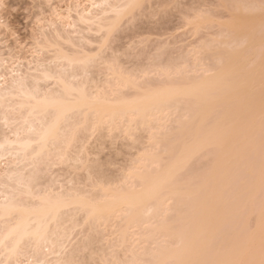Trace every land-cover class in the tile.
<instances>
[{
  "label": "bare ground",
  "instance_id": "6f19581e",
  "mask_svg": "<svg viewBox=\"0 0 264 264\" xmlns=\"http://www.w3.org/2000/svg\"><path fill=\"white\" fill-rule=\"evenodd\" d=\"M143 2H144V0H143ZM138 3H141V0H72V2L70 3V6H67L68 7L67 15L65 14L63 16L61 13H59V12L55 13L54 11L52 14H50V15H53V17L49 16V18L50 17L51 18L49 19L48 23L50 25H52L51 28H53V30L52 29L51 30L53 33L49 31L50 36H48L49 33L47 32L48 34H46V31H45L44 34H46L48 37L55 36L53 38V40H55V41H53L52 38H48L47 36H45V37L42 36V41L39 40L40 38H38L39 41H36L37 42V47H36L37 49L35 48L38 51H36V50L35 51L38 52L37 53L38 55L40 54L39 51L41 52V54L44 51L42 54L43 56L40 54V59L37 58L38 55H37V57L34 56L35 58L32 57L33 60L32 61L29 60L31 62L27 63L26 70L25 69L21 70L20 66H19V68H16V71H14V73H13V68L9 69V67L6 65V63L8 62L6 60L7 57L5 59L3 57V55L0 53V160H1V162H3V164L0 162L1 163L0 164L1 165L0 166V264H70L69 262L71 261V257H72L71 254H73L74 250L78 251V245L77 246L73 245V242H71V239H73V238H71L72 237L71 234L76 232V231L74 232L73 229H74L75 225L78 227L80 225V228H81L82 227L81 224H83V222H86L89 220L95 221V222L92 221L93 224L97 222V224L99 223L100 226L104 225L103 226L104 228H101V229L105 230V228H107V231H108V229L110 230V227L113 228L114 230L111 229L110 231H112V230H113L112 232L116 231V234L118 233L117 234L118 236L116 234L114 235V233H112V232L110 233V231H108V233L111 234L110 238H112V237L114 238V236H116L115 238L117 239V242L113 241L112 245H115V243H116L117 247H119V245L121 244V245H123L122 248L123 247L125 248L123 250L126 251L127 256L125 255L126 258H123V256H120V257H122V260H119L118 262L116 261L115 257H114L115 261H114L113 257H111L112 261L110 262V260H108L109 261L108 262V261L104 260L105 259L104 256L99 255L100 259L102 257V259L105 262H107V263L103 262L104 264H150V262H151V264H162V263L167 264L165 262H168V264H169L172 262L171 259H173V264H195V262H198V264H214V261L216 264H228V262H230L231 260H233V259H234V261L239 260V258L237 259V257H242V256H243L242 258H244L243 260H245V259L247 260V258L255 259L257 256L260 258L259 252L261 250V247H259L260 246L259 244H261L260 239H261L262 230L264 229V227H263L264 224L262 225L261 223H259V221H257L255 223V229H253V230H255L256 234L255 233L253 235L251 234L254 232L253 230L249 231L251 233L247 232L248 233L247 235H251L250 239L248 238V240H250V241L247 240L248 236L247 237H244L246 235L241 236V235H243L241 233V235L239 234V236H238V234H236L238 237L235 235V237H237V238H234V235H233L234 239L231 240L232 243L230 241V238L232 239V235L229 233L228 234L223 233V232H227L228 229H225V228H228V227L230 228V226H227V227L223 226V228H224L223 229L222 224H220L221 226L219 225L218 229H220V228H222V229L219 232L216 228L218 225L217 222H219V223L223 222L219 218L222 217L223 220L226 218V217H223L221 215L223 208H221L222 207L221 204L217 201V193H218V191L221 192V189L227 190L228 187H229L228 189H233L232 186H230V184H232V182L230 180L234 177V174H236V172H234V171L235 170L238 171L240 169V168H238V166H240L242 164V162L245 163V161H247V162L249 161L248 159H246V157L250 158V161H251V157H248L247 155H250L249 152L251 150H254V148H256V146H254L255 145L254 144L255 138L257 136L256 134H258L262 130V125L259 122H257V119L264 117V108H263V110H261L259 112V110L257 111L256 107H257L258 103H260V100L262 99L261 91L264 88V35L259 36L256 39H251L249 34L248 35L247 34L242 35L247 40L248 45H252V44L257 45L258 44V45L262 46V52L258 55V57L256 59L252 60V59H250L251 57L248 58V55L246 56L245 51H244L245 47L243 49L242 47L237 48L238 47L237 45H235L236 47L233 45L232 48L228 47L229 49H226V52L228 54L227 58L225 59L226 61H224V63L222 62L220 64V67L218 66L219 68H217V66L215 68H213L215 70L214 72L210 70L211 71L210 73H205L206 71L203 70L202 72H204V73H200L203 76L200 75V77H197L198 78L197 81H194L196 79V77L193 78L194 80L192 79L193 81L185 79V80H188L189 82L183 81L179 77H176V78H179L180 80H182L180 82L181 84L180 83L178 84L179 80L177 82L174 80V77H173V82L175 81L177 84L176 83L172 84L173 83L172 80L170 83L169 79L172 78L173 74L171 76L169 75L170 78L165 77V76H167V74H165V76H164L165 78L163 79L164 81L162 80L160 82H167L168 81L169 83L168 82H167V84L162 83L163 85H161L160 82H159V84H157L155 82V84L159 85V86H155L152 83L154 85V87H153V85L151 83L149 84V83L145 82L146 84L151 85L152 88H151V86L144 87L146 84H144V86L141 85V87L139 88L138 87L139 81H137L138 83H136V80H137L136 76H135L136 80L134 81L133 80L134 77H131V74H129L130 76L122 75L121 74L122 72L119 73L121 75H119L118 73L112 74L111 72H115L116 71L115 69L118 66L117 67L115 66L116 67L114 69L115 71H113L110 68L112 66L108 65V67H106L107 65L105 64L106 69L108 68L106 74L111 71L110 72L111 77L109 75L111 83H109L110 81H108V82H106L107 84H109L108 87L107 86L101 87L102 89H105V87H107L105 89V91H102V89L97 88L101 91L95 90V92H93L94 89L92 90L90 86L89 87L87 86V89L90 88L92 90L91 94H89L90 89H88L89 92L87 90V92H88L87 93L86 90L84 89L86 87V84H87L86 83L87 77L84 76L85 79L83 78V80H84L83 81L82 80L83 75H82L81 79L79 76L81 75L82 72L84 74L85 71L86 72H87V70L89 71L88 67H86V70H84L85 65L88 66L91 63L93 64V62L96 61L97 58H94L95 60L92 61L93 55L91 56L92 53L90 54V52L86 50L87 48L85 50L88 53L84 52L82 54V52L84 50V48H83L82 52H80V54H79V55L82 54L81 56H78V54H77V56L73 55L74 53H72V52H77V51H70V50L66 51V50H68V48L69 49L71 48V50H72L74 47L73 46V44H74L73 39L75 36L74 33L81 36V34H79V32H82V31H79V30H83V32L85 30L86 32L89 33L90 31H93V29H95L94 31L97 30V33H99L100 31L103 32V33L100 32L99 33L100 35L97 36L98 34L93 31V33H95L97 36V38L94 40H97L99 37L100 41H101L102 39H104V38L101 39V37H103L106 32H107L106 34L108 35V34H110L109 31L112 32L113 30H116L115 27L117 26L116 24L119 23V21H117V20H119V18H121V17L123 18L124 15L128 18V16H127L128 12L130 13V11H132L135 6L136 7L142 6V3L139 6H138ZM136 7H135V9H136ZM71 13H73L74 16ZM131 14L129 15V17L131 16ZM235 17H237V19L232 21V18L234 19ZM240 17L241 16H239V18H238V16H232V18H230L228 20V21H230L229 24H227L228 21L226 22L225 25L222 24L223 26L226 27V25H227V27H228V29H225V31L228 32L229 28H231V27H232L231 28L232 30L233 29L235 30V28H236V31H239L242 33L245 30H247L248 28L250 30L255 29V26H254V25H256L255 18H253V17H251V18L250 17L249 18H243V17L240 18ZM122 18L120 19V21L125 20ZM203 19L206 20L205 17ZM258 22L259 23H257V25H259L260 23L264 24L263 22H261V20H259ZM56 24H57V26H56ZM194 24H196V23H194ZM58 25H60V27ZM197 25H199V23ZM232 25H234V26H232ZM252 26H254V28ZM65 27H67L68 30L70 28H72V29H70L71 31L70 30L68 31L67 28L65 29ZM78 27H82V29L79 28V30H78ZM117 27L120 28V26H117ZM233 27H235V28H233ZM230 31L231 30H229V32ZM65 32L68 34H62ZM114 32H116V31H114ZM71 33L74 34V36ZM112 34H114V33L112 32ZM69 35L72 37H70ZM90 36H92V35L90 34L89 37ZM46 37L48 38L49 41L46 39ZM106 37H108V36H106ZM43 39H44V42H43ZM81 39H79V41L80 40L83 41L84 38H81ZM56 40L59 41L60 45L57 44ZM60 40H61V42H60ZM74 40H76V39H74ZM77 40H78V38H77ZM84 40H88V39H84ZM219 40H217L219 44H221L220 42H222L224 44L226 43L225 45L227 46V44L230 42V40L233 41L235 39H229V42H228V39H226L227 41L225 39H221V41H219ZM105 41H108V39ZM78 43L79 42H77V44ZM88 43H89V45L91 44L89 40H88L87 44ZM61 44L65 45L64 47L66 50L62 47L63 45H61ZM84 44H86V41ZM54 45H57V47H55L56 52L53 51L54 49L50 48V46H52V48H53ZM74 45H76V44H74ZM255 45H252V46H255ZM58 46H61L63 49L60 47L58 49ZM68 46H70V47H68ZM47 47H48L49 51H53V53L47 51L48 53H51V55L50 54L45 55V56H47V55L51 56L50 59L49 58L48 59L49 60L52 59L51 63L54 62V63H52V66L50 65V61L47 60L48 61V63H47L45 60L48 56L44 57V53H46L45 50L47 49ZM78 47H79V45H78ZM100 47L98 46L97 49H100ZM203 47H201V49ZM233 47H235V48H233ZM89 50H90V48H89ZM198 51H200V49ZM198 51H196V52H198ZM210 51H213V49L209 50V52ZM93 52H94V50H93ZM200 52L202 53V50ZM77 53H79V51ZM103 53H105V50ZM103 53H102V55H103ZM52 54H53V56H52ZM210 54H214V52H210ZM192 55H193V53H192ZM217 55H218V53H217ZM217 55L215 54L216 57H218ZM95 56L96 55H94V57ZM197 56L198 55L196 53V57ZM210 56L213 57V55H210ZM8 58L10 59V56ZM41 59L42 60L44 59L45 64L47 63L50 66H48L47 64H46V66H45V64H42V62H44V61H40ZM114 59L112 57L111 60L113 61ZM248 59H250L251 61ZM102 60L105 61V58ZM198 60H199V58H198ZM55 61H57L59 64H55V63H57ZM89 61H91V62H89ZM79 62H81V63L83 62V64H81V63L79 64ZM97 62H99V61H97ZM30 63H32V66L30 65ZM76 63L79 64L77 67L80 66L81 67L80 70L83 69L84 71L83 70H82V72L80 70L76 71V69H75L76 66H73V65H77ZM92 64L90 66H92ZM81 65H84L83 66L84 68ZM169 66H173V65H169ZM195 66H196V64H195ZM52 67H54V68H52ZM120 67L122 68V66H120ZM200 67L202 69V66H200ZM112 68H114V67H112ZM157 68H158V66H157ZM172 68H171V70H172ZM182 69H183L182 73H180V72H178V73H179V75L183 74L182 76H184L183 71H185V70H184V68H182ZM19 70H21V71H19ZM108 70H110V71H108ZM121 70L124 71L123 68ZM206 70H209V69H206ZM74 71L81 72V73L77 74L75 72L76 73L75 74ZM141 71H143V70H141ZM141 71H139V72H141ZM35 72H38V73H35ZM93 73H95V72H93ZM130 73H131V71H130ZM161 73H162V71H161ZM161 73H158V74H161ZM124 74H126V73H124ZM134 74L138 75V74H136V72H134ZM205 74H207V75H205ZM77 75H78V78L80 80L78 78H76ZM84 75H86V74H84ZM113 75H115V76H113ZM143 75H145V74L143 73ZM187 75L184 76L183 78H187ZM98 76H96V77L98 78ZM192 76H194V75H192ZM150 77H152V76H150ZM154 78H157V77H153V79ZM159 78H157V79H159ZM167 78H168V80H165ZM101 79L102 78H100V80ZM106 79L108 80L109 78L107 77ZM113 79H114V81H112ZM107 80H105V78H104V81H107ZM144 80H146V78ZM152 80H150V81H152ZM49 81L52 82L53 86L48 87L46 85L47 82H49ZM50 82L48 83V85H50ZM184 82H186V83H184ZM182 83H184V84H182ZM92 85L97 87V84L96 85L92 84ZM94 86L92 88H94ZM142 87H144V88H142ZM123 88H128L129 90L131 88V91L134 90V92H132L134 94L133 97L131 96L132 98H130V99H129V97L126 98V96L124 95L125 90ZM120 89H123V90H120ZM131 91H129V93ZM121 92H123V96H122ZM129 95H131V94H129ZM181 99H182V102H183V99L185 100L183 103H185L186 100L188 101V103L186 102V104L183 105V103L181 102L182 103L181 104L180 103ZM233 101H236V103L234 106H231L230 104ZM177 103L178 104L180 103L182 105V107L183 106L187 107V108L183 107L184 109L181 108L182 111L185 110V112L181 111L182 115H185V116L187 114H190V115H188L189 116L188 118H186L185 116H184V118L180 117L181 119L183 118L182 120H179V118H177L175 129H177L178 131L173 132V134L175 133L177 135L176 137L173 136V140H175L177 138L176 139L177 141L176 142L173 141V143L175 142L174 143L175 145L173 144V146H172V148H174L175 150L171 149L173 152L168 153V151H170L169 149L171 148V146L168 147V145H170V143H171L170 141H172L169 139V137H171V135L169 136L167 134V131L165 133L164 128H163V131L162 130L160 131L159 128H162L164 126V124L162 123L163 120L161 121V124H158L159 123L158 121H160L161 119H166L164 117L167 115L169 117L171 114H173L172 112H174L176 110L174 106ZM188 104L192 105L195 108H193L192 106L190 108H188L189 107ZM172 109H173V111H172ZM186 111L188 113H186ZM175 112L180 113V111H175ZM214 113H215V115H214ZM179 115H181V114H179ZM158 116H159V118L157 119ZM209 116L211 117V119H209ZM213 116H214V120H215V116L217 117L215 122H213L214 121L212 118ZM152 118H155V119H152ZM119 120L121 123V124L119 123L120 125H122L123 121H124L123 123L126 124V126H125V124H123L124 127H122V128L127 127L124 129L125 131L122 132L123 135L125 132H127V130L131 131V127L138 130L137 127H139V125L140 126L143 125L142 127H139L140 130H141V128H144V126H145L144 130L146 132H148L149 128L150 127L152 128V126L158 128L157 133H156V131H153L154 133H156V135H152L154 133H150V131L147 133V135L151 134L150 135L151 137L148 136V140L149 139L153 140L155 144H156V142L158 144L159 142L161 143L160 140H163L162 138L164 136H169V137H167L168 140L165 141V139H164L162 141V144H164V143L167 144V145H163L165 147V149H166V147L168 149V151L165 150L166 152H164V153H168L169 155L164 154L162 152L163 150L161 151L162 155H161V152H160V154L158 153L159 151H157V153H155L156 152L155 149H152L155 151L152 153H151V151H148L150 153H148L146 151L147 153L145 152V155H143V157L145 159H148V160H146L147 161L146 165L143 164L144 159L140 155L142 157V159H141V157H139L138 166L141 163H142L141 164L142 166L140 165L139 169L137 168V166H135L136 169L134 168L133 171L130 170L129 174H127L125 172L128 175V178L134 179L133 180L134 184L131 185L132 180H130L131 182L129 183V185H128V183L127 184L124 183L125 180L124 181L122 180L121 181L122 184L120 183V185H119L120 187L117 186L118 187L117 188L115 186L116 187L115 188L113 186L114 189H112V187L109 185L108 186L106 185L107 187L106 186L103 187V185L100 186V183L98 184L99 186L96 184L97 187L95 186V184H92L91 186L94 185L97 189L99 187L100 188L98 190L96 189L97 190L96 191L95 189H92L94 187H91L90 191L93 190L91 192L88 191L89 189H87V190L83 189V187L76 188V186H80L78 184L75 185V189H70L71 187H74V185L69 187V189H68V187L65 189V188H62L60 186H59L60 189H56V188L54 189L52 187L55 184L51 187V186H48V184H47V186H45V184H46L45 182H44L45 183L44 185H43L42 181L39 182L41 176L39 177V175H38L39 170L37 169L38 168L37 165L42 164L43 162H44L43 163L44 166L48 164V167H49V166H52L53 163L56 164L58 160L59 161L62 160L61 162L64 164V162L70 163V161L72 159V161L74 160V162H72V163H75V166H77L76 164H78V166L75 167V168H77L78 171H80L79 170L80 168H81V170L83 168L86 169L85 166L88 163H85V164L83 163L84 149L86 148L85 147L86 144H84V142H86V140H87L86 133L89 131V127L93 128V132L91 131L92 133L98 132V131H95V129H97L98 127H99V129H97V130H100V128H101V131H103L102 126L107 127V128L103 127L104 130L108 129L112 133L113 131H115L113 129L119 130L118 129L120 126V125L118 126ZM155 120L158 122V123H156V126L153 125V124H155L154 122H156ZM178 120H179V122L177 123ZM207 120L208 121L213 120L211 122L212 124L210 122H208ZM151 122H152V125H151ZM180 122H182V123H180ZM136 123L139 125L136 126L135 125ZM205 124H208V125H205ZM116 126H118V127H116ZM176 127H179V128H176ZM146 129H148V131ZM144 130L142 129V131H144ZM181 132H182V135H181ZM108 133H110V132L108 131ZM119 133H120V131H119ZM160 133H163V134H160ZM184 133L185 134L187 133L189 136H187V134L185 136ZM99 134H102V133H99ZM127 134H128V132H127ZM165 134H167V135H165ZM170 134H172V133H170ZM179 134H180V136H179ZM85 135H86V137H85ZM112 135H113V133H112ZM130 135H132V131H131ZM161 135H162V137H161ZM155 136L158 138V139H156V142L154 140ZM183 136H184V139L181 138ZM127 137H129V136H127ZM159 137H161V138H159ZM132 138H134V137H132ZM179 138H181V139L179 140ZM178 141H180L179 143H182V145H180V144L177 145ZM168 142H170V143H168ZM147 143L149 144V142H147ZM154 143H150V144H152L151 146H153ZM157 146L158 145H156V147ZM211 146L215 148V149L214 148L213 149L216 150L219 155L217 153H214L216 151L211 149ZM154 147H155V145H154ZM178 147H179V149H178ZM203 147H206V148H203ZM208 147L210 148V151H209ZM250 147L251 148L254 147V148L251 149ZM202 148L205 150H203ZM217 148L219 149V151L217 150ZM176 149L178 152L176 151ZM200 149H202L203 151L202 150L200 151ZM206 149H207V152H209V154L215 155L214 158L217 156L216 159H214L215 160L214 162H213V157L211 160L213 162L211 164H213V165L215 164V166L213 167V165H211V167H209V169H211V170L210 171L207 170L208 172L206 171L207 173H204L205 176L202 174L204 177H200V176L197 177V175H194V176L193 175H187L188 176V178H187L186 175L183 176L184 175L183 172L186 171L185 167L188 164L187 161L189 160V162H190L192 159L199 158L200 156H202L201 154H203L201 152H206ZM73 151H75V152H73ZM196 152L198 155L195 154ZM199 152H200V154H199ZM71 153H73L74 157H72ZM74 153H76V154H74ZM244 154H245V157H244ZM251 155H252V152H251ZM161 156L163 159L164 158H166V159L163 160L161 158ZM54 159H56V160L58 159V160L57 161L55 160L54 162H52ZM140 160H142V161H140ZM260 160H261V158L259 159V161ZM240 161H241V164H239ZM61 162H58V163H61ZM68 163H66V164H68ZM185 163H187V164H185ZM236 163H238L239 165H237ZM150 165H151V167H150L151 169L148 168ZM260 165H261V163H260ZM260 165L258 167L259 170L261 169ZM69 166H72V165H69ZM90 166H91V164H90ZM130 166L133 167L134 165L133 166L130 165ZM234 166H236L235 168H237V169H235ZM94 167H95V165H94ZM46 168H47V166H46ZM71 168H73V167H71ZM75 168H73V169H75ZM141 168L144 170H142ZM147 168L149 169V171ZM96 170H98V168ZM44 171H46V170H44ZM82 171H83V173L84 172L87 173V171H85V170H82ZM178 171L182 175H180V173H178ZM39 172H41V171H39ZM46 172H48V171H46ZM233 172H234V174H233ZM42 173H43V171H42ZM95 173L98 175L97 172H95ZM78 174H79V172H78ZM81 174H82V172H81ZM260 174H261V170L257 171V174H255L254 176L252 175L254 177V180H252L250 178V181L249 182L247 181L246 186H248L250 183L251 187L249 185L247 188L243 187V186H242L243 188L242 187L241 188L242 189H254L256 187L258 188V186H260L262 184V181H263L262 175H260ZM55 175H56V173H55ZM87 175H89V174H87ZM179 175H180V177H179ZM125 176H124V178H125ZM190 176H193V178H195V179H192V177H191L192 180H190L189 179ZM256 177H258V178H256ZM44 178H45V176H44ZM101 178L103 179V177H100V179ZM182 178H184V179L187 178L189 180L185 179L186 180V182H185V180H183ZM203 178L205 179L204 180L205 183H203L204 181L202 182ZM229 178H231V179H229ZM80 179L81 178H79V180ZM90 179H92V178H90ZM228 179H229V181H228ZM45 180H46V178H45ZM53 180H55V179H53ZM88 181H89V179H88ZM101 181L102 180H99V182H101ZM187 181L188 182L190 181V183L192 185H194L195 183H198V182H201V183L195 184V186L192 187V185L188 184ZM252 181H254V182L252 183ZM260 181H261V183H258ZM125 182H129V181L126 180ZM255 182H257V183H255ZM92 183H95V182L93 181ZM180 183H181V186H178V185H180ZM61 184H62V181H61ZM79 184H81V182ZM227 184H229V185H227ZM186 185H187L188 189H187V187H185ZM189 185H191L192 189H189L190 188ZM226 185H227V187H226ZM240 185H242V184H240ZM256 185H258V186H256ZM244 186H245V184H244ZM253 186H254V188H253ZM233 187H235V186H233ZM236 189H238V188H236ZM87 191L90 192L91 195ZM92 192H93V194H92ZM175 197L180 199V200L183 199V201L185 200L184 204H182L183 201L180 204L181 201L178 199L177 200L179 201V203L177 202V200H175L174 202H177L178 206L180 204L181 208L185 205L184 208H182V209H186V207H187L186 205H189L188 208H190V210H188V214L190 213V215L186 214L187 209L184 212L183 210H181L179 208L180 206L178 207L179 208V210H178L176 207L177 204L176 205L174 204V206H175L174 209L172 208V206H173L172 203L174 200V199L172 200V198H175ZM185 198H187V199H185ZM188 198H192L193 202L191 201L192 202L191 203L190 199H188ZM168 199H170V200H168ZM171 200H172V202H169ZM185 202H187V203H185ZM250 207H249V209H250ZM169 209H171V210H169ZM172 209H173V211H172ZM175 209H177V211H179V213H181V215L178 213V216H175V215H177V214H175V213H177ZM166 210L172 211V212H168ZM219 211H220V213H218ZM251 211L250 212L253 214L252 208H251ZM250 212H249V214H250ZM167 213H169V215ZM173 213L175 215H173ZM182 213H185L184 214L185 218H183L184 216ZM252 214H250V215H252ZM165 215L168 216V219L166 218V220L164 219ZM170 215L172 217L171 219H173L172 220L173 222L171 221V223H169L170 222L169 221ZM187 215H188V217L186 220ZM258 215L260 216L259 213H256L254 216L257 217ZM216 216L219 217V218L217 217L219 221L217 220V218H215ZM232 216H234V215H232ZM232 216L228 217V218H230V221L235 219V217L233 218ZM161 217L165 221L162 220ZM177 217H179V218H177ZM213 217L216 219L215 221L212 220ZM182 218L186 220V221L185 220L184 221L187 224H185L183 221L182 222L183 225H182V223H181V221L183 220ZM178 219H179V221L181 220L180 223L182 226L181 225L177 226ZM175 220H177V221H175ZM225 220H226L227 224H228V222H230L229 219H228V221H227V219H225ZM166 221H168V222H166ZM174 221H175V223H174ZM121 223L122 224L124 223L123 226H121L122 225ZM212 223H213V225H215L216 228L212 225ZM230 223H229V225H230ZM257 223H258V225H257ZM85 224L90 225V223H88V222ZM210 224H211V227H210ZM171 225H173L174 227ZM184 225L187 226L186 227L187 229L184 227ZM261 225H262V227H261ZM100 226H98V227H100ZM118 226H121V227L119 228ZM175 226H177V227H175ZM212 226H213V229L215 231V234L221 233V235H219V234L215 235L214 233L212 234V232L210 230L212 228ZM98 227H97V229L99 230ZM116 227H117V229H116ZM256 227L260 228V229L263 228V229L261 231H259L260 229L256 230L257 229ZM71 229L73 230V232ZM130 229H132V231ZM89 230L90 229H88V231ZM104 230H101V231L103 232ZM91 231H92V229H91ZM94 231H95V233H97L96 230H94ZM152 231H154V233ZM155 231H156V234H157V232H160L159 233L160 235L163 234L164 238L166 236H168V238L171 237L170 240L173 239L172 238L173 236L174 237L177 236L173 241V243H175L176 246L173 244V246H175V247L170 246L171 250L169 249V251H168L169 245L167 248L166 244L167 243L172 244L171 243L172 241L169 242L170 240H168V238L167 239L165 238L166 243L163 244L160 242V240H162L163 238L161 239L160 235L158 236V234H157V236L160 238V239L157 238L159 241L158 243H161V244H157L155 242V240L157 241L156 237H153L155 234ZM82 232L85 233L84 230ZM89 233H90V231H89ZM101 233H100V235L102 237ZM92 234H93V232H92ZM103 234H105V233H103ZM110 234H108V235H110ZM172 234H174V235H172ZM225 234L228 235V237ZM163 235H161V236L163 237ZM90 236L87 235V237H89V238H90ZM210 236H211V240H209V242H207V240L210 238ZM215 236L220 237V239H219L220 241L218 240V243L215 244L214 242H212L214 244H211L210 242L213 239L214 240L217 239ZM222 236L223 237L225 236V237L222 239ZM257 236H259V237H257ZM95 237H97V235ZM241 237H242V239H241L242 241L241 240H239V241L242 242L241 243L242 245H240V244L238 245L237 243H240L238 241V239H240ZM252 237L255 238L253 241H251V239H253ZM110 238H109L108 242L111 243V241L114 240L115 238L112 240H110ZM153 238H155V240H153ZM225 238H227V239H225ZM243 238H245V241ZM93 239L94 238H92L90 241L89 240H87V241L91 242V241H93ZM83 240H85V239H83ZM96 240H97V238H96ZM147 240L150 241V244H151V242L154 241L153 242L154 245H152L153 244L152 243L151 246H154L156 248L158 247V249L160 248L159 251H158V249L153 247V249L155 250L154 251L151 247V250H152V252H151L150 248H148V246L150 247V245L144 244V243H149ZM223 240H224L225 244L223 243ZM227 240H229L230 245L227 242ZM255 240H258L260 243H257L258 241H255ZM143 241H144V243H143ZM177 241H180L179 242L180 244ZM246 241H248L251 246H249V247L246 246V245H248V242H246ZM162 242H163V240H162ZM221 242L223 244H221ZM253 242L257 243V245H255ZM71 243L73 246L70 245ZM133 243L135 245L137 244V246L140 244L141 245L143 244V246H140L138 248L143 249V247H145V249L140 250V249L136 248L137 250H135L136 246H134ZM208 243L211 245H215L216 248H217V245L221 244L219 246L220 248H217L218 250L219 249L220 250L217 252L215 251L216 252L215 254L218 253L217 259H216V255L212 254L214 252L211 253V251L213 249L215 250V248L211 249L210 247H208L210 249L206 250L207 246H211ZM96 244H98V242H96ZM155 244H156V246H155ZM162 244H163L164 248L161 246ZM206 244H208V245H206ZM226 244L228 247L226 246ZM98 245L101 246V243ZM106 245L109 246L110 244H106ZM116 245H115V248H116ZM121 245H120V247H121ZM144 245H146V246H144ZM177 245H178V247H177ZM204 245H206V246H204ZM223 245H225V247ZM236 245L239 247V249L243 248L244 246H246V247H244V249L239 250V249H237L238 247ZM82 246L83 245L81 244V248H82ZM110 246H109V248L107 246H105L106 249H105V247H103V249L100 250L99 253L105 249V252H108V254H109L110 250L109 251H107V250L110 249ZM215 246H211V247H215ZM221 246H223L224 249H223V247L221 248ZM241 246H243V247H241ZM69 247H72V248L70 249ZM88 247H89V244H88ZM146 247H147L148 251H147ZM256 247L259 249V251H258V249H256ZM73 248H75V249L73 250ZM81 248H79V249H81ZM111 248L114 249V247H111ZM172 248H176L177 250L172 249ZM246 248H247V250H245ZM221 249H223V250H221ZM93 250H95V249H93ZM115 250H117V248ZM118 250H119V248H118ZM120 250H121V248H120ZM138 250H140L139 252L143 253V254L141 253V258H140V253H138V255H137ZM144 250L146 251V253ZM174 250L176 252H174ZM209 250H211L210 253H209ZM251 250H254V251H251ZM97 251H98V248H97ZM125 251H124V253H125ZM205 251H207L208 255L212 254V257L207 256ZM243 251H245V253H241V256L237 255L235 257L236 253L238 254V252L240 253ZM257 251H258V253H257ZM80 252L81 253L83 252V254H87V252L84 253L85 252L84 249H81ZM111 252H112V250H111ZM113 252H114V254H117V253H115L116 251L113 250ZM252 252H255V253L252 254ZM25 253L28 256V259H31V260L29 262L27 261V262L22 263V261L20 260V257L22 255H24ZM69 253H71V254H69ZM147 253L150 254V257H152L154 259H151V261L149 260L148 263H144L143 258L146 256H144L142 258V255H146ZM171 253H174V254L172 255ZM247 253H250V254H247ZM102 254H104V253H102ZM122 254H123V251H122ZM245 254H247L249 257ZM92 255H94V253ZM104 255H106V254H104ZM112 255H113V253H111V256ZM90 256H91V254H90ZM96 256L98 257V252L96 253ZM137 256H138V258H137ZM84 257L86 258V255L83 256L82 259H85ZM258 257H257V261L259 260ZM68 258L70 259V261H68L69 260ZM211 258H212V260H211ZM235 258H236V260H235ZM94 259H92V260H94ZM96 259L98 261V258H96ZM123 259H124V262H122ZM214 259H216V260H214ZM72 260H73V262H71L72 264H75L76 262H77L76 264H80V263H78L77 260L75 263H74L75 260L74 259H72ZM168 260H171V261H168ZM240 260H242V259H240ZM79 261H81V258ZM90 261L88 260L87 262L90 263ZM120 261H121V263H120ZM94 263H92V264H94ZM83 264H84V262H83ZM85 264H87V263H85Z\"/></svg>",
  "mask_w": 264,
  "mask_h": 264
},
{
  "label": "rangeland",
  "instance_id": "374dc122",
  "mask_svg": "<svg viewBox=\"0 0 264 264\" xmlns=\"http://www.w3.org/2000/svg\"><path fill=\"white\" fill-rule=\"evenodd\" d=\"M72 2V0H0V53L3 55V57L6 59V57H7V63H6V65L9 67V69L10 68H13V73H14V71H16V68H19V66H20V69L21 70H26V68H27V63L28 62H31L32 60H33V58L32 57H37V53L38 52H36V51H38V50H36L37 48V42L36 41H39V40H41L42 41V36H47L46 34H48V36H50V32H52V30H53V28H51V26L52 25H50L48 22H49V19L51 18V17H53V15H50V14H52L53 13V11L55 12V13H61L63 16L66 14L67 15V13H68V7L67 6H70V3ZM141 3H142V6H139V5H141ZM141 3H138V6L139 7H136V9H135V7H134V9L132 10V11H130V13L128 12V18L124 15L123 16V18L122 19H125V20H121L120 21V19L121 18H119V20H117V21H119V23H117L116 25L117 26H120V28H118L117 26V28L115 27V29L116 30H113L112 32L114 33V34H112V32H110L109 31V33L110 34H104V36L103 37H101V39L102 38H104V39H102L101 41H100V38L98 37V39L97 40H94V39H96L97 38V36H99L100 34V32L99 33H97V30L96 31H94L95 29H93V31L95 32V33H97L98 35L96 36V34L95 33H93V31H90L89 33L88 32H86L85 30H84V32H83V30H79V28H81L82 29V27H78V30L79 31H82V32H79V34H81V36L80 35H77L76 33H74L75 34V36H74V34H72L73 36H74V39H76V40H74L73 38V43L74 44H76V45H74L73 44V49L71 50V48L69 49L68 48V50H66L65 49V45L64 44H61V45H63L62 47L66 50V51H79V53H77V52H72V53H74L73 55H76L77 56V54H78V56H81L84 52L85 53H88V52H86V50L87 51H89L90 52V54H91V56L93 57V60L92 61H94L95 59L94 58H97L96 59V61H94L93 62V64H92V66H90L91 64H87L88 66H86L85 65V68L83 67L84 65H81L83 68H84V70H86V67H88L89 68V71L87 70V72L85 71V73L84 74H86V75H84L83 74V72H82V70H80V66L79 67H77L81 62H79V64H77V65H73V66H76L75 67V69H76V71H81V72H76V71H74V73L76 72L77 74L78 73H81V75L79 76L80 77V79H81V77H82V75H83V77H82V80H83V78H84V76L85 77H89L88 79L86 78V83L88 84H86V87L84 88L85 90H86V92H87V90L88 89H90V88H88L87 89V86L89 87H91V89L93 90L94 89V91L93 92H95V90H99V89H102L101 87H103V86H107L108 87V85L109 84H107L106 82H108V81H110V77H111V73L113 74V73H121L122 75H126V76H130L129 74H131V77H134V81L136 80V78H137V80H136V83H138L137 81H139V84H138V87L140 88L141 87V85H143L144 86V84H146V83H153L155 86H159V85H156L155 84V82L157 83V84H159V82L160 81H162L165 77H168V78H170V76L172 75V78H170L169 79V82L171 83V80H172V82H173V77H174V80L175 81H177L178 82V80H179V82H178V84L183 80V81H186V82H189L188 80H190V81H193L194 79L193 78H195L196 77V79L194 80V81H197V77H200V75L201 76H203L202 74H200V73H204V72H202L203 70H205L206 72L205 73H210L211 71H215L213 68H215L216 66H217V68H219L220 67V64L223 62L224 63V61H226L225 59L227 58V52H226V49H229V48H232V46L234 45H237L238 47L237 48H240V47H242L243 49H244V47H245V54H246V56L248 55V58L249 57H251L250 59H252V60H254V59H256L257 57H258V55L262 52V46H260V45H255V44H252V45H255V46H252V45H248L247 44V40L242 36L243 34H249L250 35V37H251V39H256V38H258L259 36H262V35H264V24H259V25H257V23H259L258 21L259 20H261V22H263L264 23V10H262V8H261V3H262V0H144V2H143V0H141ZM144 3V4H143ZM69 4V5H68ZM55 8V9H54ZM67 8V9H66ZM138 9V10H137ZM140 9V10H139ZM132 13V14H131ZM72 15H73V13H71ZM131 14V18L129 17V15ZM61 15V16H62ZM71 15V16H72ZM49 16H51L50 18H49ZM74 16V15H73ZM201 18H200V17ZM232 16H238V18H239V16H241L240 18H251V17H253V18H255V23H256V25H254L255 26V29L254 30H250L249 28L247 29V30H245L243 33L242 32H239V31H236V28L235 27H233V28H235V30L233 29H231V28H229V30H231L230 32H229V30H228V32L227 31H225V29H228V27H227V25H226V27L225 26H223V25H225L226 24V22L230 19V18H232ZM198 17V18H197ZM206 18V20H204L203 18ZM197 18V19H196ZM201 19V20H200ZM235 19H237V17H235L234 19L232 18V21H234ZM194 20V21H193ZM123 21V22H122ZM196 21V22H195ZM193 22V23H192ZM199 23V25H197L198 23ZM229 22L230 21H228L227 22V24H229ZM194 23H196V24H194ZM78 24V23H77ZM223 24V25H222ZM55 25V24H54ZM53 25V26H54ZM56 26H57V24H56ZM59 27H60V25H58ZM77 26V25H76ZM81 26V25H80ZM232 26H234V25H232ZM254 26H252L253 28H254ZM225 27V28H224ZM67 27H65V29H66ZM252 28V29H253ZM52 29V30H51ZM70 29H72V28H70ZM69 29V30H70ZM67 30H68V28H67ZM68 30V31H69ZM44 31V32H43ZM45 31H46V34H44L45 33ZM50 31V32H49ZM71 31V30H70ZM114 31H116V32H114ZM48 32V33H47ZM64 32V31H63ZM53 33V32H52ZM83 33V34H82ZM88 35H86V34ZM101 33H103V32H101ZM62 34H68V33H62ZM70 34V35H71ZM92 35V36H90L89 37V35ZM69 35V36H70ZM78 37H77V36ZM110 35V36H109ZM112 35V36H111ZM47 36V37H48ZM52 36V35H51ZM68 36V37H69ZM85 36V37H84ZM106 36H108V37H106ZM43 37V38H44ZM46 37V39L48 40V38H52V40H53V38L55 37V36H53V37H48L47 38ZM70 37H72V36H70ZM80 37V38H79ZM87 37V38H86ZM110 37V38H109ZM38 38H40L39 40H38ZM77 38H78V40H77ZM81 38H84V39H88L89 41H90V45H89V43L87 44V42H88V40H84L83 39V41H81L82 39ZM79 39H81L80 41H79ZM92 39V40H91ZM108 39V41H105V40H107ZM220 39V40H219ZM221 39H228V42H229V39H235V40H233V41H231L230 40V42L227 44V46L224 44V43H222V42H220L221 44H219L218 43V41L217 40H219V41H221ZM51 40V39H50ZM49 41V40H48ZM53 41H55V40H53ZM52 41V42H53ZM57 41V40H56ZM63 41V40H62ZM79 42L78 44H77V42ZM85 41H86V44H84L85 43ZM224 41V40H223ZM227 41V40H226ZM225 41V42H226ZM43 42H44V39H43ZM60 42H61V40H60ZM64 42V41H63ZM62 42V43H63ZM76 42V43H75ZM100 42V43H99ZM104 42V43H103ZM82 43V44H81ZM102 43V44H101ZM57 44L58 45H60L59 44V41H57ZM78 45H79V47H78ZM86 47H85V46ZM100 47V49H97V47L98 46ZM103 45V46H102ZM89 46V47H88ZM107 46V47H106ZM205 48H204V47ZM55 47H57V45H54L53 46V48H52V46H50V48L51 49H54L53 51H55ZM59 47L60 48H62L61 46H58V49H59ZM68 47H70V46H68ZM72 47V46H71ZM198 47V48H197ZM200 47V48H199ZM201 47H203L202 49H201ZM229 47V48H228ZM236 47V46H235ZM235 47H233V48H235ZM36 48V49H35ZM62 48V49H63ZM67 48V47H66ZM76 48V49H75ZM80 50H79V49ZM83 48H84V50H83ZM87 48V49H86ZM89 48H90V50H89ZM94 50V52H93V50ZM103 48V49H102ZM195 48V49H194ZM10 49V50H9ZM50 49V50H51ZM75 49V50H74ZM78 49V50H77ZM86 49V50H85ZM194 49V50H193ZM197 49V50H196ZM200 49V51L202 50V53L200 52V51H198ZM213 49V51H210V52H214V54H210V52H209V50H212ZM36 50V51H35ZM45 50V49H44ZM82 50H83V52H82ZM103 50V51H102ZM104 50H105V53H103L104 52ZM47 51H49L48 50V47H47V49L45 50V52L46 53H44V57H47L45 60H46V62L48 63V61H50V65L52 66V63H54V62H52L51 63V61H52V59L51 60H49L50 59V57L51 56H49V55H47V56H45L46 54H50L51 55V53H48ZM53 51H49V52H52L53 53ZM99 53H98V52ZM196 51H198V52H196ZM12 52V53H11ZM44 52V51H43ZM43 52H42V54H43ZM56 52V51H55ZM80 52H82V54L81 55H79L80 54ZM96 52V53H95ZM195 52V53H194ZM216 52V53H215ZM39 53L41 54V52L39 51ZM70 53V52H69ZM71 53V54H72ZM95 53V54H94ZM102 53H103V55H102ZM192 53H193V55H192ZM196 53H197V57H196ZM217 53H218V55H217ZM10 54V55H9ZM12 54V55H11ZM40 54L38 55V57L37 58H39L40 59ZM41 54V55H42ZM55 54V53H54ZM201 54V55H200ZM215 54L218 56V57H216L215 56ZM94 55H96L95 57H94ZM99 55V56H98ZM201 57H200V56ZM210 55H213V57H211ZM10 56V59L8 58ZM43 56V55H42ZM52 56H53V54H52ZM98 56V57H97ZM215 56V57H214ZM34 57V58H35ZM105 58V61L104 60H102V59H104ZM112 57H113V61L111 60L112 59ZM43 58V57H42ZM49 58V59H48ZM109 58V59H108ZM194 58V59H193ZM198 58H199V60H198ZM250 59H248V60H250ZM29 60H31V61H29ZM35 60V59H34ZM48 60V61H47ZM102 60V61H101ZM108 60V61H107ZM117 60V61H116ZM196 60V61H195ZM40 61H44V59L42 60H40ZM97 61H99V62H97ZM107 61V62H106ZM112 61V62H111ZM251 61V60H250ZM55 62H57V61H55ZM89 62H91V61H89ZM110 64H109V63ZM114 62V63H113ZM46 63V64H47ZM87 63V62H86ZM42 64H45V61L44 62H42ZM46 64H45V66H46ZM55 64H59L58 62L57 63H55ZM54 64V65H55ZM81 64H83V62L81 63ZM105 64L107 65L106 67H108V65H110V66H112V67H114V68H112V67H110L111 68V70H113V71H115V72H111L110 70H108V71H110V72H108L107 74H106V72H107V69H106V67H105ZM195 64H196V66H195ZM198 64V65H197ZM30 65L32 66V63H30ZM48 65V64H47ZM50 65H48V66H50ZM53 65V66H54ZM98 65V66H97ZM161 65V66H160ZM169 65H173V66H169ZM90 66V67H89ZM117 68H116V67ZM120 66H122V68L124 69V71H122L121 69V67ZM157 66H158V68H157ZM175 66V67H174ZM198 66V67H197ZM200 66H202V69H201V67ZM219 66V67H218ZM15 67V68H14ZM173 67V68H172ZM52 68H54V67H52ZM87 68V69H88ZM100 68V69H99ZM116 68V69H115ZM120 68V69H119ZM155 68V69H154ZM164 68V69H163ZM171 68H172V70H171ZM177 68V69H176ZM182 68H184V70L185 71H183L184 72V76H186L187 74V78H183L184 76H182L183 74H180L179 75V73L178 72H180V73H182ZM204 68V69H203ZM15 69V70H14ZM73 69V68H72ZM94 69V70H93ZM115 69V70H114ZM158 69V70H157ZM206 69H209V70H206ZM18 70V69H17ZM21 70H19V71H21ZM83 70V71H84ZM96 70V71H95ZM103 70V71H102ZM105 70V71H104ZM120 70V71H119ZM141 70H143V71H141ZM152 70V71H151ZM165 70V71H164ZM177 70V71H176ZM211 70V71H210ZM99 73H98V72ZM102 71V72H101ZM119 71V72H118ZM130 71H131V73H130ZM139 71H141V72H139ZM155 71V72H154ZM161 71H162V73H161ZM171 73H170V72ZM93 72H95V73H93ZM134 72H136V74H138V75H135L134 74ZM173 72V73H172ZM212 72V73H213ZM35 73H38V72H35ZM75 73V74H76ZM110 73V74H109ZM124 73H126V74H124ZM143 73L146 75H143ZM148 73V74H147ZM158 73H161V74H158ZM169 73V74H168ZM178 73V74H177ZM187 73V74H186ZM90 74V75H89ZM101 74V75H100ZM121 74H119V75H121ZM141 76H140V75ZM165 74H167V76H165ZM100 77H99V76ZM105 75V76H104ZM107 75V76H106ZM109 75H110V77H109ZM170 75V76H169ZM175 75V76H174ZM192 75H194V76H192ZM199 75V76H198ZM205 75H207V74H205ZM92 76V77H91ZM96 76H98V78L95 77ZM113 76H115V75H113ZM135 76H136V78H135ZM150 76H152V77H150ZM165 76V77H164ZM109 78L108 80L106 79V78ZM140 77V78H139ZM143 77V78H142ZM146 78V80H144L145 78ZM150 79V80H152L153 79V77H157V78H159V79H157V78H154L152 81H150L148 78ZM176 77H179L180 79H182V80H180L179 78H176ZM190 79H189V78ZM75 78V77H74ZM76 78H78V75L76 76ZM91 78V79H90ZM100 78H102L101 80H100ZM104 78H105V80H107V81H104ZM152 78V79H151ZM168 78L167 79H165V80H168ZM176 78V79H175ZM79 79V78H78ZM79 79V80H80ZM85 79V78H84ZM100 81H99V80ZM115 79V78H114ZM114 79L112 80V81H114ZM140 79V80H139ZM185 79H188V80H185ZM193 79V80H192ZM200 79V78H199ZM90 80V81H89ZM143 80V81H142ZM84 81V80H83ZM99 81V82H98ZM103 81V82H102ZM164 81V80H163ZM173 82L172 84H175L176 82ZM50 82V81H49ZM49 82H47V86L49 87H51V86H53L52 85V82H50V85H48V83ZM91 82V83H90ZM98 82V83H97ZM102 82V83H101ZM146 82V83H145ZM168 82V81H167ZM167 82H160L161 83V85H163V84H167ZM168 82V83H169ZM186 82H184V83H186ZM46 83V82H45ZM44 83V84H45ZM100 83V84H99ZM105 83V84H104ZM109 83H111V81L109 82ZM135 83V82H134ZM135 83V84H136ZM141 83V84H140ZM143 83V84H142ZM163 83V84H162ZM184 83H182V84H184ZM92 84H97V87L96 86H94V85H91ZM149 84H146L144 87H149V86H151V85H149ZM152 84V85H153ZM177 84V83H176ZM181 84V83H180ZM154 85H153V87H154ZM94 86V88H92ZM99 86V87H98ZM137 86V85H136ZM107 87H105V89L107 88ZM144 87H142V88H144ZM97 88H99V89H97ZM151 88H152V86H151ZM90 89V92H89V90H88V92H89V94H91V90ZM105 89H102V91H105ZM125 91V93H124V95L126 96V98H128L129 97V99L130 98H132L133 97V93L132 92H134V90L133 91H131V88H130V90L128 89V88H123ZM123 89H120V90H123ZM119 90V91H120ZM99 91H101V90H99ZM129 91H131L130 93H129ZM87 92V93H88ZM122 93V96H123V92H121ZM261 93H262V99L260 100V103H258V105H257V111L259 110V112L261 111V110H263V108H264V88L262 89V91H261ZM128 94V95H127ZM129 94H131V95H129ZM132 96V97H131ZM179 101V100H178ZM185 100L183 99V102H184ZM182 102V99L180 100V103ZM182 102V103H183ZM186 102L188 103V101L186 100ZM186 102L185 103H183V105H185L186 104ZM175 104V111H180V113H177V112H172L173 114H169L170 116L168 117V115L167 116H165L164 118H166V119H159L160 121H156V122H154L155 124H153V125H155L156 126V123H158V124H161V121L163 120V124H164V126L162 127V128H159L160 129V131L162 130L163 131V128H164V130H165V133H166V131H167V134L170 136L171 135V137H169V136H164L162 139L164 140L165 139V141L166 140H168L167 139V137H169V139L170 140H172V141H170V142H168V143H170V145H168V147L169 146H171V148L169 149L170 151H168V149H167V147H166V149H165V147L163 146V145H167V144H162V141L163 140H160L161 141V143L159 142L158 144H157V142H156V139H158L156 136H155V138H154V140H155V142H156V144L154 143V141L153 140H148V136H150L149 134L147 135V133L150 131V133H154L153 131H156V133H157V129L158 128H156V127H153L152 126V128L150 127H148L149 128V131H148V129H146L148 132H146L144 129H145V126H144V128H141V130H140V128L139 127H142V126H140L139 124H135L136 126L137 125H139V127H137L138 128V130H136L135 128H133V127H131V131H132V135H130V133H131V131H129V130H127V132H128V134H127V132H125L124 133V135H123V131H125L124 129L125 128H127V127H125V128H122V127H124V125L123 124H125V123H123L122 121V125H120L121 123H120V120H119V122H118V126H119V130H117V129H113V130H115V131H113L112 133H113V135H112V133H111V131L110 130H104L103 129V127L104 126H102V130L103 131H101V128H100V130H97V129H99V127L97 128V129H95V131H98V132H94V133H92L93 132V128H90L89 127V131L86 133V135H87V140H86V142H84V144H86L85 145V149H84V160H83V163L85 164V163H88L85 167H86V169H82V170H85V171H87V173L86 172H84L83 173V171L81 170V168L79 169L80 171H78L77 170V168H75V167H77L78 166V164H76L77 166H75V163H72V162H74V160L72 161V159H71V161H70V163H68V162H64V164L61 162L62 160H56V159H54L52 162H54L55 160L57 161V163L56 164H52V166H49L48 167V164L47 165H45L44 166V162L42 163V164H38L37 166H38V170L39 171H41V172H39L38 171V175H39V177L41 176V178H40V180H39V182L40 181H42V183H43V185L45 184V186H47V184H48V186H53L54 184V186L52 187V188H56V189H60L59 188V186L60 187H62V188H67L68 187V189H69V187H71V186H73L74 185V187H71L70 189H75V185H80V186H76V188H78V187H83V189H89L88 191H90V188L91 187H94V188H92V189H97L96 187V184L98 185L99 183H100V186H102L103 185V187L104 186H111L112 187V189H114V187L116 186H119L120 185V183L122 184V180L124 181H129V182H125L124 181V183L125 184H127L128 183V185H129V183L131 182L130 180H132V182H131V185H133L134 184V182H133V180L134 179H130V178H128V175L127 174H129L130 173V170H132L133 171V169L135 168L136 169V167L135 166H137V168L139 169L140 168V165L142 164H139V166H138V161H139V157H143V155H145V152L147 151H151V153L152 152H155V153H157V151H159L158 153L160 154V152L162 151L163 153L164 152H166L165 150H167L168 151V153H170V152H173L172 150L174 149V148H172V146H173V144L177 141L176 139L175 140H173V136L174 137H176L177 135L175 134H173V132L174 131H178L177 129H175V125H176V120H177V118H179V120H182L183 118H184V116L185 115H182V112L184 111L185 112V110H181V108H183V107H186V106H183L182 107V103L181 104ZM190 103V102H189ZM235 103H236V101H233L230 105L231 106H234L235 105ZM193 104V103H192ZM177 105V106H176ZM180 105V106H179ZM189 105V104H188ZM194 105V104H193ZM192 105H189V107L188 108H190ZM195 106V105H194ZM180 107V108H179ZM193 107V106H192ZM187 108V107H186ZM193 108H195V107H193ZM180 109V110H179ZM184 109V108H183ZM192 109V108H191ZM193 110V109H192ZM172 111H173V109H172ZM182 111V112H181ZM186 113H188L187 111H186ZM190 113V112H189ZM179 114H181V115H179ZM184 114V113H183ZM217 114V113H216ZM188 115H190V114H187L185 117L186 118H188L189 116ZM214 115H215V113H214ZM157 116V115H156ZM160 116V115H159ZM159 116L157 117V119L159 118ZM212 116V115H211ZM218 116V115H217ZM180 117H183L182 119L180 118ZM213 118V120H214V116L212 117ZM152 119H155V118H152ZM209 119H211V117L209 116ZM208 119V120H209ZM217 119V117L215 116V120ZM165 120V121H164ZM179 120L177 121V123L179 122ZM207 120V121H208ZM212 120V121H213ZM215 120L213 121V122H215ZM152 121V120H151ZM206 121V122H207ZM211 120L210 121H208V122H212ZM218 121V120H217ZM153 122V121H152ZM152 122H151V125H152ZM183 122V121H182ZM182 122H180V123H182ZM207 122V123H208ZM257 122H259L261 125H262V130L258 133V134H256L257 136H256V138H255V145L254 146H256V148H254V147H252V148H254V150H251L249 153H250V155H247L248 157H251V161H250V158H247L246 157V159H248L249 161L247 162V161H245V163H243L242 162V164H241V161L239 162V164H241L240 166H238V168H240L238 171L237 170H235L234 172H236V174H234V172H233V174H234V177L231 179V178H229V179H231L230 181L232 182V184H230V186H232V188L233 189H228L227 188V190L225 189V190H223V189H221V192L220 191H218V193H217V201L221 204V208H223L222 210V213H221V215L223 216V217H226L225 219H227V221H228V219H229V221H230V218H228V217H230V216H232V215H234V216H232L233 218L235 217V219H233V220H231L230 222H228V224L226 223V220L224 219H222V217H218V216H216L215 218H219V219H221L223 222H221V223H219V222H217L218 223V225H217V228L215 227V225H213V223H212V225L218 230V232L223 228V226L224 227H227V226H230V228L228 227V228H225V229H228L227 230V232H223V233H226V234H231L232 235V239L230 238V241L231 240H233L234 238H237L238 236H239V234L241 235V233L243 234V235H241V236H244V235H246V236H244V237H247V240H248V238L250 239V236L251 235H247L248 233L247 232H249V231H252L253 229H255V223L257 222V221H259V223H261L262 225L264 224V180L262 181V184L260 185V186H258V185H256V186H258V188L256 189V188H254V186H253V188L254 189H242L243 187H248L249 185H250V183H249V185L248 186H246V184H247V181L249 182L250 181V178L252 179V180H254V175L255 174H257V171H260L259 169H258V167H259V165H260V161H259V159L261 158V143H262V132H264V117L263 118H258L257 119ZM120 123V124H119ZM184 123V122H183ZM212 124V123H211ZM133 125V124H132ZM134 125V126H135ZM205 125H208V124H205ZM210 125V124H209ZM118 126H116V127H118ZM125 126H126V124H125ZM135 126V127H136ZM104 128H107V127H104ZM122 128V129H121ZM147 128V127H146ZM156 128V129H155ZM176 128H179V127H176ZM92 129V130H91ZM135 129V130H134ZM142 129L144 130V131H142ZM153 129V130H152ZM155 129V130H154ZM92 131V132H91ZM108 131L111 133H108ZM119 131H120V133H119ZM130 132V133H129ZM185 132V131H184ZM89 133V134H88ZM98 133V134H97ZM99 133H102V134H99ZM117 133V134H116ZM134 133V134H133ZM156 133H154V134H152V135H156ZM170 133H172V134H170ZM104 134V135H103ZM106 134V135H105ZM146 134V135H145ZM160 134H163V133H160ZM167 134H165V135H167ZM187 134V133H186ZM186 134L184 133V135L186 136ZM86 135H85V137H86ZM90 135V136H89ZM102 135V136H101ZM117 135V136H116ZM159 135V134H158ZM157 135V136H158ZM181 135H182V132H181ZM96 136V137H95ZM127 136H129V137H127ZM134 137V138H132V137ZM179 136H180V134H179ZM187 136H189L188 134H187ZM147 137V138H146ZM151 137V136H150ZM161 137H162V135H161ZM161 137H159V138H161ZM92 138V139H91ZM132 138V139H131ZM182 139H184V136L183 137H181ZM181 138H179V140L181 139ZM186 138V137H185ZM189 138V137H188ZM131 141H130V140ZM187 139V138H186ZM89 140V141H88ZM134 140V141H133ZM133 141V142H132ZM152 141V142H151ZM173 141H175L174 143H173ZM182 141V140H181ZM89 142V143H88ZM147 142H149V144L147 143ZM180 141H178V143H177V145L178 144H180V145H182V143H179ZM91 143V144H90ZM150 143H154V145H155V147H154V145L153 146H151L152 144H150ZM144 144V145H143ZM162 144V145H161ZM172 144V145H171ZM156 145H158L157 147L159 148L160 146V148L158 149L157 147H156ZM175 145V144H174ZM179 145V146H180ZM89 146V147H88ZM144 146V147H143ZM148 146V147H147ZM164 147V148H163ZM177 147V146H176ZM175 147V148H176ZM151 148V149H150ZM157 148V149H156ZM163 148V149H162ZM181 148V147H180ZM203 148H206V147H203ZM202 148V149H203ZM209 148V147H208ZM207 148V149H208ZM214 147H212L211 146V149H213ZM248 148V147H247ZM152 149H155V151L154 150H152ZM172 149V150H171ZM178 149H179V147H178ZM202 149H200V151L202 150ZM207 149H206V152H201V153H203V154H201L202 156H200L199 158H197V159H192L190 162H189V160L187 161L188 162V164L187 163H185V164H187L186 165V167H185V169H186V171L185 172H183L184 173V175L183 176H187V175H197V177L198 176H200V177H204L205 175H204V173H207L208 171H210L211 169H209V167H211V165H213V164H211V163H213L215 160L214 159H216V157L214 158V156L215 155H212V154H209V152H207ZM215 149V148H214ZM213 149V150H214ZM249 149V148H248ZM247 149V150H248ZM86 150V151H85ZM175 150V149H174ZM203 150H205V149H203ZM202 150V151H203ZM212 150V151H213ZM217 150L219 151V149L217 148ZM89 153H88V152ZM176 151H177V149H176ZM209 151H210V148H209ZM214 151H216V150H214ZM73 152H75V151H73ZM144 154H143V153ZM146 152V153H147ZM162 152H161V155H162ZM178 152V151H177ZM176 152V153H177ZM251 152H252V155H251ZM148 153H150V152H148ZM168 153H164V154H168ZM214 153H217L218 154V152L216 151V152H214ZM213 153V154H214ZM220 153V152H219ZM72 154V157H74L73 156V153H71ZM74 154H76V153H74ZM195 154H197V152L195 153ZM194 154V155H195ZM199 154H200V152H199ZM141 155V156H140ZM169 155V154H168ZM198 155V154H197ZM219 155V154H218ZM165 156V155H164ZM142 157H141V159H142ZM166 157V156H165ZM196 157V156H195ZM212 157H213V162L211 161L212 160ZM244 157H245V154H244ZM54 158V157H53ZM56 158V157H55ZM161 158H162V156H161ZM193 158V157H192ZM137 159V160H136ZM143 161H144V163L143 164H145L146 165V160H148V159H145L144 157H143ZM163 159V158H162ZM164 159H166V158H164ZM163 159V160H164ZM245 159V160H246ZM87 160V161H86ZM140 161H142V160H140ZM243 161V160H242ZM0 162H1V160H0ZM58 162H61V163H58ZM2 164H3V162H1ZM0 163V164H1ZM66 163H68V164H66ZM140 163V162H139ZM149 163V162H148ZM51 164V163H50ZM49 164V165H50ZM60 164V165H59ZM83 164V165H84ZM90 164H91V166H90ZM137 164V165H136ZM237 165H239L238 163H236ZM41 165V166H40ZM57 165V166H56ZM64 165V166H63ZM68 167H67V166ZM69 165H72V166H69ZM94 165H95V167H94ZM130 165H134L133 167H131ZM149 165V164H148ZM153 165V164H152ZM236 165V166H237ZM1 166V165H0ZM3 166V165H2ZM46 166H47V168H46ZM142 166V165H141ZM144 166V165H143ZM215 166V164L213 165V167ZM236 166H234V168L236 167ZM261 166V165H260ZM71 167H73V168H75V169H73V168H71ZM81 167V166H80ZM88 167V168H87ZM148 167V166H147ZM151 167V165L148 167L149 169H151L150 168ZM183 167V168H184ZM212 167V168H213ZM40 168V169H39ZM44 168V169H43ZM93 168V169H92ZM98 168V170H96ZM144 168V167H143ZM146 168V167H145ZM147 168V169H148ZM182 168V169H183ZM69 169V170H68ZM88 169V170H87ZM91 169V170H90ZM129 169V170H128ZM142 169V168H141ZM149 169H148V171H149ZM153 169V168H152ZM235 169H237V168H235ZM44 170H46V171H48V172H46V171H44ZM94 170V171H93ZM142 170H144V169H142ZM208 170V171H207ZM234 170V169H233ZM232 170V171H233ZM42 171H43V173H42ZM76 171V172H75ZM90 171V172H89ZM93 171V172H92ZM181 171V170H180ZM183 171V170H182ZM207 171V172H206ZM52 172V173H51ZM78 172H79V174H78ZM81 172H82V174H81ZM95 172H97L98 173V175L95 173ZM127 174H126V173ZM40 173V174H39ZM46 173V174H45ZM55 173H56V175H55ZM178 173H180L179 171H178ZM186 173V174H185ZM45 174V175H44ZM48 174V175H47ZM61 174V175H60ZM87 174H89V175H87ZM204 176H203V175ZM259 174V173H258ZM50 175V176H49ZM79 175V176H78ZM94 175V176H93ZM96 175V176H95ZM126 175V176H125ZM180 175H182L181 173H180ZM180 175H179V177H180ZM202 175V176H201ZM253 175V176H252ZM261 175V174H260ZM259 175V176H260ZM44 176H45V178H46V180H45V178H44ZM99 176V177H98ZM124 176H125V178H124ZM193 176H190L189 177V179L190 180H192V179H195V178H193ZM97 177V178H96ZM100 177H103V179L101 178L100 179ZM191 177H192V179H191ZM196 177V176H195ZM253 177V178H252ZM78 178V179H77ZM79 178H81L80 180H79ZM85 178V179H84ZM90 178H92V179H90ZM95 178V179H94ZM187 178H188V176H187ZM187 178H185V179H187ZM256 178H258V177H256ZM50 179V180H49ZM53 179H55V180H53ZM88 179H89V181H88ZM183 180H185L184 178H182ZM189 179H187V180H189ZM197 179V178H196ZM229 179H228V181H229ZM54 182H53V181ZM57 180V181H56ZM86 180V181H85ZM97 182H96V181ZM99 180H102L101 182H99ZM105 180V181H104ZM205 179L203 178V180H202V182L204 181ZM60 183H59V182ZM61 181H62V184H61ZM73 181V182H72ZM95 182V183H92V182ZM179 181V180H178ZM181 181V180H180ZM199 181V180H198ZM201 181V180H200ZM45 182V183H44ZM53 184H52V183ZM81 182V184H79ZM85 182V183H84ZM104 182V183H103ZM185 182H186V180H185ZM188 182V181H187ZM254 181H252V183H253ZM65 183V184H64ZM83 183V184H82ZM119 183V184H118ZM123 183V184H124ZM184 183V182H183ZM193 183V182H192ZM199 183H201V182H198V183H195V184H199ZM203 183H205V181L203 182ZM209 183V182H208ZM229 183V182H228ZM242 184V185H240V184ZM255 183H257V182H255ZM254 183V184H255ZM258 183H261V181L260 182H258ZM59 184V185H58ZM92 184H95V186L93 185V186H91ZM111 184V185H110ZM188 184H191L190 183V181L188 182ZM195 184L194 185H192V187L193 186H195ZM244 184H245V186H244ZM67 185V186H66ZM183 185V184H182ZM191 185H189V189H192V187H191ZM209 185V184H208ZM227 185H229V184H227ZM227 185H226V187H227ZM99 186V185H98ZM106 186V187H107ZM114 186V187H113ZM123 186V185H122ZM178 186H181V183H180V185H178ZM233 186H235V187H233ZM243 186V187H242ZM43 187V186H42ZM58 187V188H57ZM115 187V188H116ZM120 187V186H119ZM185 187H187V185L185 186ZM242 187V188H241ZM250 187H251V185H250ZM61 188V189H62ZM100 188V187H99ZM98 188V189H99ZM118 188V187H117ZM183 188V187H182ZM235 188V189H234ZM236 188H238V189H236ZM241 188V189H240ZM97 189V190H98ZM187 189H188V187H187ZM94 190V191H95ZM96 190V191H97ZM87 191V192H88ZM91 191H93V190H91ZM90 191V192H91ZM90 192H88V193H90ZM92 194H93V192H92ZM90 195H91V193H90ZM174 199V200H173ZM178 198H172V200H173V206H172V208L174 209V204L176 205L177 204V209L179 210V208L181 209V210H183L184 212L186 211V209H187V212H186V214H188V210H190V208H188V206L189 205H186L187 207H186V209H182V208H184V206L181 208V206H180V204L182 203V201H183V199L182 200H180V199H178V200H180L181 202H180V204H179V206H178V203H179V201L177 200ZM185 199H187V198H185ZM188 199H190V202L192 201L193 202V200H192V198H188ZM168 200H170V199H168ZM172 200L171 201H169V202H172ZM175 200H177V202H174ZM185 201V200H184ZM184 201H183V203L182 204H184ZM187 201V200H186ZM189 202V201H188ZM189 202V203H190ZM191 202V203H192ZM185 203H187V202H185ZM188 203V204H189ZM190 203V204H191ZM171 204V205H172ZM251 206V207H250ZM179 207V208H178ZM192 207V206H191ZM249 207H250V209H249ZM251 208H252V210H253V214L251 213L252 211H251ZM173 209H172V211H173ZM177 209H175L176 210V212L177 213H175V214H177V215H175L174 213H173V215H175V216H178V213H179V211H177ZM169 210H171V209H169ZM255 210V211H254ZM166 211H168V210H166ZM172 211H168V212H172ZM221 211V210H220ZM220 211L218 212V213H220ZM251 211V212H250ZM175 212V211H174ZM181 212V211H180ZM249 212H250V214H252V215H250L249 214ZM255 212V213H254ZM256 213H259L260 214V216L258 215L257 217L256 216H254ZM168 215H169V213H167ZM166 214V215H167ZM171 214V213H170ZM180 215H181V213H179ZM183 214V218H185V213H182ZM217 214V213H216ZM215 214V215H216ZM164 215V214H163ZM164 216V219L166 220V218L168 219V216ZM188 215H190V213L188 214ZM188 215L186 216V220H187V217H188ZM214 215V216H215ZM220 215V216H221ZM263 216V217H262ZM174 217V216H173ZM231 217V218H232ZM172 217H171V215H170V222L169 223H171V221L173 220V219H171ZM175 218V217H174ZM177 218H179V217H177ZM182 218V219H183ZM214 217H213V219L212 220H216ZM218 218H217V220H218ZM161 219H162V217H161ZM164 219H162V220H164ZM176 219V218H175ZM164 220V221H165ZM185 219H183L182 221H181V223L184 221ZM185 220V221H186ZM92 221L93 220H89V221H86V222H83V224H81L82 225V227L80 228V225H79V227L78 226H76L75 225V227H74V232L75 233H72L71 234V238H73V239H71V242H73V245H78V251L80 250L81 251V249H84V253H86L87 252V254H83V252L81 253L80 251L78 252V251H76V250H74L75 248H73V254H71V253H69V254H71L72 255V257H71V261H70V259L68 260V261H70L69 263L70 264H72L71 262H73V260L72 259H74L75 261H74V263L76 262V260L78 261V263H80V264H83V262H84V264L85 263H87V264H90L92 261V263H96V264H104L103 262H105V261H108V260H110V262L112 261L111 259V257H113V259H114V257H115V259H116V261L118 262L119 260H122V257H120V256H123V258H126L125 257V255L127 256V254H126V251L125 250H123V249H125L124 247L122 248V246L123 245H121L119 242V244L121 245V247H120V245H119V247H117V245H116V243H115V245H116V248H117V250H115L116 248H115V245H112L113 244V241L114 242H117V239L115 238L116 236H114V238L116 239H114L113 237L112 238H110L111 237V232L114 230L113 228H111L110 227V230L111 229H113L112 231H110L109 229H108V231H110V233H108V231H107V228H105V230L104 229H101V228H104L102 225L100 226V224L98 225L97 224V222L96 223H92ZM175 221H177V220H175ZM175 221H174V223H175ZM180 221H179V219H178V221H177V226H179V225H181V223H180ZM184 221V223L185 224H187L186 222ZM219 221V220H218ZM90 223V225L92 226H90L89 224L87 225V224H85V223ZM93 222H95V221H93ZM166 222H168V221H166ZM173 222V221H172ZM92 223V224H91ZM173 223V224H174ZM229 223H230V225H229ZM122 224V223H121ZM124 224V223H123ZM123 224L121 225V226H123ZM215 224V223H214ZM220 224H222V228H220V229H218V226L220 225ZM227 224V225H226ZM95 225V226H94ZM119 225V224H118ZM175 225V224H174ZM182 225H183V223H182ZM181 225V226H182ZM257 225H258V223H257ZM262 225H261V227H262ZM98 226H100V227H98ZM121 226H118L119 228L121 227ZM171 226H173V225H171ZM177 226H175V227H177ZM213 226H212V228L210 229L211 230V232H212V234L214 233L215 234V231H214V229H213ZM221 226V225H220ZM86 227V228H85ZM88 227V228H87ZM97 227L99 228V230L97 229ZM113 227V226H112ZM174 227V226H173ZM184 227L186 228L187 226L186 225H184ZM210 227H211V224H210ZM209 227V228H210ZM264 227V226H263ZM73 228V227H72ZM77 228V229H76ZM184 228V229H185ZM257 228V227H256ZM88 229H90L89 231H90V233H89V231H88ZM91 229H92V231H91ZM96 230V232L97 233H95V231L94 230ZM116 229H117V227H116ZM175 229V228H174ZM187 229V228H186ZM215 229V230H216ZM224 229V228H223ZM258 229H260V228H257L256 230H258ZM263 229V228H262ZM262 229H260L259 231H261ZM72 230V229H71ZM73 230H72V232H73ZM84 230V232L85 233H83L82 231ZM101 230H104L103 232L101 231ZM131 231H132V229H130ZM214 232H213V231ZM264 230V229H263ZM78 231V232H77ZM80 231V232H79ZM157 231V230H156ZM156 231H155V234H154V236L153 237H156V239L157 238H159L158 236L160 235L159 233L160 232H157V234H158V236H157V234H156ZM254 232L253 233H251V232H249V233H251L252 235L255 233V230H253ZM92 232H93V234H92ZM102 232V233H101ZM128 232V231H127ZM126 232V233H127ZM153 233H154V231H152ZM222 232V231H221ZM231 232V233H230ZM257 232V231H256ZM81 235H80V234ZM100 233L102 234V237H101V235H100ZM103 233H105V234H103ZM112 233H114V235L116 234V231L115 232H112ZM260 233V232H259ZM88 236H90V238L92 239V238H94L93 239V241H91V242H89L91 239L89 238V237H87V235ZM108 234H110V235H108ZM118 234V233H117ZM116 234V235H117ZM175 234V233H174ZM174 234H172V235H174ZM219 234V233H218ZM218 234H215V235H218ZM225 234V235H226ZM236 234H238V236L236 235ZM256 234V233H255ZM75 235V236H74ZM85 235V236H84ZM97 235V237H95ZM128 235V234H127ZM156 235V236H155ZM161 235H163V234H161ZM160 235V238L163 240V242H162V240H160V242L161 243H163V244H165L166 242H165V238L167 239L168 238V236H166L165 238H164V235H163V237ZM211 235V234H210ZM219 235H221V233L219 234ZM233 235H234V238H233ZM235 235L237 236V237H235ZM105 236V237H104ZM108 236V237H107ZM113 236V235H112ZM118 236V235H117ZM212 236V235H211ZM211 236H210V238L207 240V242H209V240H211ZM227 237H228V235H226ZM255 236V235H254ZM107 237V238H106ZM151 237V236H150ZM177 237V236H176ZM176 237H172L173 239L172 240H170V238H168V240H170L169 242H171L172 244H166V246H167V248H168V245H169V248H168V251H169V249H170V246L171 247H175L176 245H175V243H173V241H174V239L176 238ZM217 239L216 240H214L213 238V240L210 242L211 244H216V243H218V240L220 239V237H218V236H215ZM225 237V236H224ZM223 236H222V239L224 238ZM257 237H259V236H257ZM87 238V239H86ZM89 238V239H88ZM96 238H97V240H96ZM99 238V239H98ZM102 238V239H101ZM106 238V239H105ZM109 238H110V240H112V239H114V240H112L111 241V243L110 242H108L109 241ZM132 238V237H131ZM159 238V239H160ZM228 238V239H229ZM253 239H251V241H253L255 238L254 237H252ZM79 239V240H78ZM83 239H85V240H83ZM104 239V240H103ZM151 239V238H150ZM221 239V240H222ZM225 239H227V238H225ZM224 239V240H225ZM242 239V237L240 238V239H238V241L239 240H241ZM244 239V241H245V238H243ZM257 239V238H256ZM87 240H89V241H87ZM153 240H155V238H153ZM177 240V239H176ZM224 240H223V243H224ZM78 241V242H77ZM80 241V242H79ZM88 243H87V242ZM98 242V244H100L101 243V246L100 245H98V244H96V242ZM101 241V242H100ZM149 243H144V241H143V243L144 244H147V245H150V247L148 246V248H150V250H151V247H152V249H153V247L154 246H151V244L154 242H151V244H150V241L149 240H147ZM167 241V240H166ZM220 241V240H219ZM236 241V240H235ZM237 241V242H238ZM242 241V240H241ZM248 241H250V240H248ZM248 241H246V242H248ZM255 241H258V240H255ZM260 241H261V239H260ZM85 244H83V243ZM104 242V243H103ZM106 242V243H105ZM134 242V241H133ZM146 242V241H145ZM155 242L157 243V244H161V243H158L159 241H158V239H157V241L155 240ZM168 242V241H167ZM178 243L180 242V241H177ZM206 242V241H205ZM206 242V243H207ZM212 242H214V243H212ZM227 242L229 243V245H230V242H229V240H227ZM236 242V243H237ZM240 242V241H239ZM220 243V242H219ZM222 242H221V244H223ZM231 243H232V241H231ZM242 242H240V243H237L238 245L240 244V245H242L241 244ZM254 243V242H253ZM257 243H260L259 241L257 242ZM257 243H254L255 245H257ZM81 244L85 247H83L82 246V248H81ZM88 244H89V247H88ZM94 244V245H93ZM96 244V245H95ZM106 244H110L109 246H110V249H108L109 248V246L108 245H106ZM131 244V243H130ZM134 244V243H133ZM140 244V243H139ZM163 244L161 245L163 248H164V246H163ZM173 244L175 245V246H173ZM180 244V243H179ZM209 244V243H208ZM208 244H206V245H208ZM211 244H209V245H211ZM220 244V245H221ZM225 244V243H224ZM70 245H72V243L70 244ZM72 245V246H73ZM80 245V246H79ZM152 245H154V243L152 244ZM206 245H204V246H206ZM220 245H217V248H220L219 246ZM244 245V244H243ZM260 246L259 247H261V244H259ZM105 246H107L108 248V250L107 251H109L110 250V253L108 254V252H105V249H106V247ZM125 246V245H124ZM133 246V245H132ZM134 246H136L135 247V250H137L136 248H138V247H140V246H143V244L141 245H138L137 246V244L135 245L134 244ZM144 246H146V245H144ZM155 246H156V244H155ZM211 246H215V245H211ZM211 246H207L206 247V250H208V249H212V248H215V250L213 249L212 251L211 250H209V253H210V251H211V253L212 252H214V253H212L213 255L217 252V251H219L217 248H216V246L215 247H211ZM224 247H225V245H223ZM223 246H221V248L223 247ZM226 246H227V244H226ZM237 246V245H236ZM246 246H251L250 245V243L248 242V245H246ZM246 246H244V247H246ZM95 247V248H94ZM101 247V248H100ZM103 247H105V249L103 250V251H101L102 253H104V254H108L107 256L106 255H104V254H102L101 252L99 253V251L100 250H102L103 249ZM111 247H114V249L113 248H111ZM126 247V246H125ZM177 247H178V245H177ZM208 247H210V248H208ZM224 247H223V249H224ZM228 247V246H227ZM238 247V246H237ZM241 247H243V246H241ZM244 247L243 248H240L239 249V247L237 248V249H239V250H241V249H244ZM253 247V246H252ZM68 248V247H67ZM70 249L72 248V247H69ZM79 248H81V249H79ZM97 248H98V251H97ZM100 248V249H99ZM118 248H119V250H118ZM120 248H121V250H120ZM132 248V247H131ZM154 248H156V247H154ZM166 248V249H167ZM255 248V247H254ZM92 249V250H91ZM93 249H95V250H93ZM138 249H142V248H138ZM143 249H145V247H143ZM142 249V250H143ZM146 249H147V247H146ZM156 249H158V247L156 248ZM160 249V248H159ZM159 249H158V251H159ZM172 249H176V248H172ZM223 249H221V250H223ZM250 249V248H249ZM256 249H258L257 247H256ZM255 249V250H256ZM91 250V251H90ZM111 250H112V252H111ZM113 250L114 251H116L115 253H117V254H114V252H113ZM140 250H138V252H137V255H138V253H140V258H141V253L142 252H139ZM154 250V249H153ZM171 250V249H170ZM177 250V249H176ZM245 250H247V248L245 249ZM76 251V252H75ZM83 251V250H82ZM94 251V252H93ZM96 251V252H95ZM122 251H123V254H122ZM124 251H125V253H124ZM145 251V250H144ZM147 251H148V249H147ZM155 251V250H154ZM153 251V252H154ZM157 251V250H156ZM167 251V250H166ZM216 251V252H215ZM238 251V250H237ZM251 251H254V250H251ZM258 251H259V249H258ZM258 251H257V253H258ZM261 251V250H260ZM98 252V257L96 256V253ZM121 252V253H120ZM151 252H152V250H151ZM171 252V251H170ZM174 252H176L175 250H174ZM206 252V254H207V251H205ZM250 252V251H249ZM94 253V255L96 256H94V255H92ZM111 253H113V255L111 256ZM145 253H146V251H145ZM241 253H245V251H243V252H238V254L236 253L235 254V257L237 256V255H240L241 256ZM253 253H255V252H252V254ZM256 253V254H257ZM80 254V255H79ZM89 254V255H88ZM90 254H91V256H90ZM102 254V255H101ZM121 254V255H120ZM143 254V253H142ZM172 255L174 254V253H171ZM212 254L211 255H208L207 254V256H209V257H212ZM218 254V253H217ZM217 254H215L216 255V259H217ZM247 254H250V253H247ZM247 254H245V255H247ZM251 254V255H252ZM259 254H260V252H259ZM258 254V255H259ZM86 255V258L85 259H82L83 258V256H85ZM99 255L100 256H104L105 257V261L102 259V257H101V259L99 258ZM244 255V256H245ZM77 256V257H76ZM82 256V257H81ZM144 256H146V257H144ZM153 256V255H152ZM155 256V255H154ZM248 256V255H247ZM246 256V257H247ZM255 256V255H254ZM253 256V257H254ZM260 256V255H259ZM81 258V261H79L80 260V258ZM103 257V258H104ZM110 257V258H109ZM117 257V258H116ZM119 257V258H118ZM146 259H144V258ZM214 257V256H213ZM243 257V256H242ZM242 257H237V259L239 258V260L240 259H244V258H242ZM245 257V258H246ZM249 257V256H248ZM258 257V256H257ZM257 257L255 258L256 260H257ZM79 258V259H78ZM96 258H98V261L100 262H98L97 261V259L95 260ZM109 258V259H108ZM137 258H138V256H137ZM142 258H143V261H144V263H148V261L150 260L151 261V259H154V258H152V257H150V254H146V255H142ZM215 258V257H214ZM259 258V257H258ZM87 259V260H86ZM92 259H94V260H92ZM100 259V260H99ZM115 259H114V261H115ZM205 259V258H204ZM216 259H214V260H216ZM232 259V258H231ZM230 259V260H231ZM247 259H249V258H247ZM260 259V258H259ZM20 260L22 261V263L23 262H29L31 259H28V256H27V254L25 253L24 255H22L21 257H20ZM90 261V263H88L87 261ZM126 260V259H125ZM172 260V262L171 263H169V264H173V259H171ZM171 260H168V261H171ZM206 260V259H205ZM211 260H212V258H211ZM229 260V261H230ZM235 260H236V258H235ZM246 260V259H245ZM86 261V262H85ZM127 261V260H126ZM142 261V262H143ZM167 261V260H166ZM232 261H234V259L233 260H231L230 262H232ZM236 261H238V260H236ZM109 262V261H108ZM122 262H124V259H123V261ZM153 262V261H152ZM207 262V261H206ZM77 263V262H76ZM75 263V264H76ZM91 263V264H92ZM94 263V264H95ZM105 263H107V262H105ZM120 263H121V261H120ZM165 263H167L168 264V262H165ZM150 264H151V262H150ZM162 264H164V263H162ZM214 264H216L215 263V261H214Z\"/></svg>",
  "mask_w": 264,
  "mask_h": 264
},
{
  "label": "snow or ice",
  "instance_id": "6c2138e0",
  "mask_svg": "<svg viewBox=\"0 0 264 264\" xmlns=\"http://www.w3.org/2000/svg\"><path fill=\"white\" fill-rule=\"evenodd\" d=\"M261 8L264 10V0H262ZM261 175L262 180H264V132H262V143H261ZM198 264V262H195ZM228 264H264V230L261 233V251H260V259L257 261L255 259H247V260H238L228 262Z\"/></svg>",
  "mask_w": 264,
  "mask_h": 264
}]
</instances>
